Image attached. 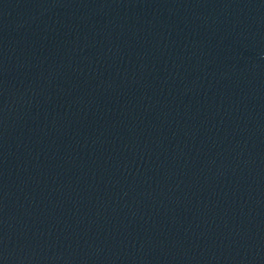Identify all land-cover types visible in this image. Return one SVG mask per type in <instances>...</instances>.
Here are the masks:
<instances>
[{
    "label": "water",
    "instance_id": "1",
    "mask_svg": "<svg viewBox=\"0 0 264 264\" xmlns=\"http://www.w3.org/2000/svg\"><path fill=\"white\" fill-rule=\"evenodd\" d=\"M0 264H264V0H0Z\"/></svg>",
    "mask_w": 264,
    "mask_h": 264
}]
</instances>
